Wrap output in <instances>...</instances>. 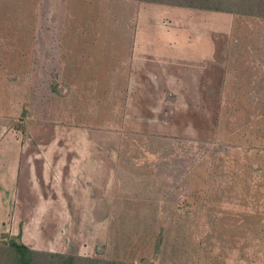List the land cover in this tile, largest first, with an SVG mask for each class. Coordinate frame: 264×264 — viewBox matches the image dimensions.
<instances>
[{"label":"rangeland","instance_id":"obj_1","mask_svg":"<svg viewBox=\"0 0 264 264\" xmlns=\"http://www.w3.org/2000/svg\"><path fill=\"white\" fill-rule=\"evenodd\" d=\"M211 1L220 11L144 0H0L7 128H27L21 143L51 141L52 127L76 128V142L96 143L102 172L113 157L112 200L100 193L103 174L94 213L17 216L21 228L38 220L32 240L43 227L50 241L30 245L37 251L30 264H264V0ZM138 14L148 30L154 22L163 31L192 26L202 47L194 55L208 58L204 93L192 88L198 100L206 96L208 130L179 116L200 104L180 92L174 118L139 110L138 100L127 110L122 92ZM71 31L94 36L83 40L95 43L92 53L77 56L92 65L83 72L88 86L75 85V55L57 39ZM7 206L2 200L0 264H15L24 232H8Z\"/></svg>","mask_w":264,"mask_h":264},{"label":"crops","instance_id":"obj_2","mask_svg":"<svg viewBox=\"0 0 264 264\" xmlns=\"http://www.w3.org/2000/svg\"><path fill=\"white\" fill-rule=\"evenodd\" d=\"M136 19V30L131 31L130 34V62L125 75L127 89L126 92H122L127 110L130 109V102L138 100L141 105H144L143 108L138 105L139 110L152 109V112L161 110L159 117L174 118L173 113L177 110L175 104L180 92L181 95L197 99L199 102L196 101V104L201 105L193 108L194 103H191L179 116L185 120H196V124H192L197 128L199 125L201 132L208 130L209 113L205 105L206 96L198 100L197 89L195 91L192 89L195 87L201 94L204 93L202 87L207 85H203V81L206 80L203 69H208V58L207 53L194 55V49L202 47L197 46L198 37L194 36L192 26L191 29L179 27L180 29L176 30L174 29L176 26H172V23L168 30L163 31L158 25L159 22H154L149 25L148 30L144 29L142 24L144 22L141 21L139 14L136 15ZM85 38L92 40L94 36L83 31H74V33L71 31L57 38L60 42L63 39L64 48L71 50L70 53L75 55L74 59H69V62L72 63L73 72H76L74 80H77L75 85L78 86H88L86 84L88 81L83 80V72L92 70L88 60L77 58V56L91 54L94 49L95 43L83 42ZM201 45L203 46V43ZM193 99L191 101H194ZM156 101L159 103L158 110L154 105ZM131 110L133 111V108ZM1 112L4 117L6 116L1 109L0 210L2 200L7 199V213L10 220L8 232L14 237L24 232L23 245L28 247L34 243L42 247L50 246V241L43 238V227L39 228L42 233V236L41 233L38 234L41 236L39 239L32 240L29 235V229H36L34 226L39 223L38 220L32 217L30 222L28 221L21 228L17 216L25 215L27 212H30L28 214L32 216L70 215L69 211H65L66 208L76 209L79 214L94 213L98 183L103 174L104 186L103 190L99 189L100 193H104L102 197L105 202L109 197L112 200L113 157L104 160L103 166H108L109 169L102 172L96 143L76 142L74 137L79 130L74 132V137L70 135L76 128L52 127L47 133L51 141L18 142V136H28L27 128L23 131L7 128V122ZM26 122L27 125L30 123L27 120ZM162 124L165 125L166 122L163 121ZM87 130L91 131L92 128ZM187 131L192 133L194 126L188 127ZM187 131L186 134H188ZM194 132L197 133V131ZM161 133L163 134L156 131L153 134L157 136ZM53 245L56 244L53 242Z\"/></svg>","mask_w":264,"mask_h":264},{"label":"trees","instance_id":"obj_3","mask_svg":"<svg viewBox=\"0 0 264 264\" xmlns=\"http://www.w3.org/2000/svg\"><path fill=\"white\" fill-rule=\"evenodd\" d=\"M144 1H150V2L158 1L160 3H168L172 5L184 6V7L195 8L200 10L220 11V9L217 6H215V4L211 0H144ZM14 247L19 255V262L15 264H30L32 262L33 255L37 253V251L30 249L26 245H22V244L18 246L14 245ZM67 262H68L67 264H74L71 258Z\"/></svg>","mask_w":264,"mask_h":264}]
</instances>
